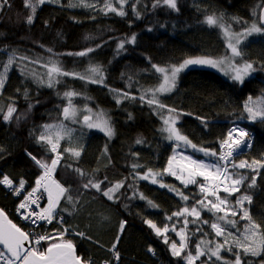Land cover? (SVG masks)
<instances>
[{
	"label": "trees",
	"instance_id": "1",
	"mask_svg": "<svg viewBox=\"0 0 264 264\" xmlns=\"http://www.w3.org/2000/svg\"><path fill=\"white\" fill-rule=\"evenodd\" d=\"M86 2L94 3L95 7L83 6L80 0L45 2L37 7L30 25L26 23L30 10L24 6V0H9L10 7L0 10V71L9 54L15 53L4 88L0 90V108H3L0 112V179L4 175L14 182L23 179L25 189L30 190L43 175V169L34 163L28 153L47 162L54 156L48 150L50 145L39 140L44 131L43 125L62 124L70 130V133L65 131L59 141L63 157L52 173V177L68 189L56 211L63 217V224L53 223L46 229L45 235L56 238L48 240L42 249L61 240H70L77 255L86 264H187L186 254L191 251L195 256V245L204 240L201 250L206 255L194 260L193 264H233L235 251L241 253L242 264L264 262V244L260 243V237L264 236V169L259 170L252 188L247 187L252 176L249 169H230L249 178L240 186L241 191L229 199L234 204L245 191L251 195V203L245 202L244 207L248 209L251 221L260 225L256 236L244 240L249 220L241 219L240 215L228 217L235 220V227L220 221L226 229L221 237H216L209 225L201 224L202 231L195 232L196 224L191 223L193 217H188L186 246L180 257L173 256L170 249L173 240L179 245L180 237L170 230L166 234L169 243L165 244L164 237L158 236L146 220H152L157 227L168 224L171 229L177 218L167 220V216L184 206L191 207L198 188L195 185L184 188L174 177L164 175L166 185L189 194V200L183 201L168 187L161 188L159 183L153 185L139 180L132 169L133 163H139L142 167L136 172L143 173L148 168L162 170L173 154V145L159 131L162 126L160 116L138 98L145 94L146 101L150 92L145 93V89L151 90L160 83V76L151 64L166 66L190 57L230 56L227 39L219 28L204 23L205 16L223 15L225 24H231L232 31L238 32L247 25L237 20L247 21L249 25L259 21L264 0H177L179 11L167 6L153 8L154 0H140L135 5L136 11L141 13L139 18L132 11V0L124 5L125 16L102 12L103 0ZM69 3L75 6L68 7ZM112 3L117 6L115 0ZM133 34L136 36L135 44H126L125 49L117 54L118 42ZM239 47L243 49V61L251 62L256 69L243 85L216 71L193 67L179 76L174 91L160 97L168 106L190 113L180 117L177 127L198 146L214 148L219 153L218 141L232 126L241 125L250 130L254 135L251 148L246 154L236 157L237 162L240 159L251 161L264 158V123L259 119L249 120L243 109L246 102L255 105L264 98V35L254 34ZM88 48L94 51L85 56L68 55ZM21 57L28 59L22 60ZM50 60L57 61L65 71L79 73L86 78L60 76V83L52 88L38 84L31 73L46 80L48 69L44 65ZM243 61L238 58V62ZM96 66L104 73L102 84L87 80L90 69ZM112 89L126 91L137 99L122 98L117 103ZM68 91L77 95L71 97L70 115L65 119L62 110L69 101L63 93ZM249 96L252 97L251 102L248 101ZM10 104L15 111L5 121L3 115ZM73 110L74 116L71 114ZM86 111L92 112L90 123L107 120L114 135L109 138L97 128L85 127L83 116ZM198 116L207 118L206 128L197 119ZM137 139L142 143L137 144ZM65 148L71 151L65 152ZM72 151H79L80 156H73ZM187 152L204 159L201 153H194L190 148ZM133 153L139 155L134 156ZM90 179L93 182L104 181L101 191L83 188ZM121 180L124 181L123 187L113 194L112 200L102 195L109 184ZM197 181L201 180L197 178ZM129 185L135 186L137 196L143 193L146 199L133 196V188ZM68 195H72V202L67 201ZM148 200L156 207L150 206ZM18 201L6 186L0 185V209L17 227L25 230L15 216ZM200 211L201 219L210 223L216 222V216L223 215L203 208ZM121 222H124L122 232ZM175 227L179 231L182 224L176 223ZM64 229L67 231L61 237L60 232ZM228 231L232 232V236L227 235ZM76 232H82L84 236L76 235ZM237 238L246 246H259L260 254L245 255L242 248H234V252L226 251L227 247L234 246ZM225 239L228 243L219 253L222 259L217 261L212 257L209 260L207 249ZM114 244L119 251L118 261L110 251Z\"/></svg>",
	"mask_w": 264,
	"mask_h": 264
},
{
	"label": "snow or ice",
	"instance_id": "2",
	"mask_svg": "<svg viewBox=\"0 0 264 264\" xmlns=\"http://www.w3.org/2000/svg\"><path fill=\"white\" fill-rule=\"evenodd\" d=\"M45 2H55L59 3V0H24V6L30 10V14L26 19L27 24L33 23V17L37 10V7L43 5ZM129 0H115L117 6H113L112 0H103V7L100 9L102 12H112L119 16H125L126 11L124 10V5L127 4ZM80 3L86 7H95V4H89L86 0H80ZM140 0H132V11L134 15L139 18L141 13L136 11V4H139ZM72 3L68 4V7H74ZM153 8L158 6H167V8L179 11L177 6V0H154L151 5ZM5 7H10L9 0H0V10ZM255 16L256 13L253 12ZM238 23H243L247 25L241 31L233 32L231 24H225L223 15L217 17L215 15L209 14L205 16L204 23L209 27L219 28L225 38L227 39L226 47L230 50V56L213 58L208 56L203 57H190L184 59L182 62L176 64H170L166 66H159L157 64H151V68L155 70L160 76V83L156 85L151 90L145 89V93H149L147 100L145 101V94H141L138 98L142 102H146L147 105L152 108L153 112L160 116L162 121V126L159 129L163 138L173 145L172 155L168 158L166 166L160 170L157 169L153 171L152 168H148L145 172H136L137 168L142 167L139 163H133L132 169L133 174L136 178L143 181H148L155 185L159 183L161 188L168 187L169 191H173L177 196L183 201L189 200V194H185L184 191L175 188L173 186L166 185L163 182V176L168 175L175 177L176 180L187 188L189 185H195L198 188V193L193 196L194 204L191 207L184 206L177 211H174L170 216H167V220H173L176 217L177 220L174 221L171 229L168 224H164L162 227H157L152 220H146V223L155 230L158 236L164 237V243H169V238L167 233L171 230L175 232L180 237V243L178 245L177 241L173 240L170 244V249L173 256L180 257L181 253L184 251L186 240V230L190 221L188 217H193L191 223L196 224L195 232H201L202 229L200 225H209V227L214 230L216 237L224 236L226 229L221 226L220 221L225 222L227 225L235 227L236 222L233 219H228L229 216L235 217L240 215L241 219L249 220V224L245 226V237L244 240L247 241L256 236L257 230L260 228L259 224L251 221L249 217L248 209L244 207L245 202L251 203V195L245 191V193L238 196L233 204L229 199L230 196L235 195L241 191V187L245 180L249 178L246 175H239L235 171H230V169H249L252 173L250 182L247 187L252 188L256 184V177L260 174L259 170L264 169V158L253 159L251 161L240 159L237 162L236 157L239 155L241 149L250 147V143L247 138L249 137L248 131L244 128L238 126L231 127L225 136L219 139L218 144L220 152L218 153L214 148H207L203 146H198L193 143L187 135L183 134L181 129L177 127L179 119L182 115L190 114L184 113L180 110L168 106L162 99L161 96L166 95L174 91L177 87V81L179 74L187 69L189 66H207L213 69H218L222 71L225 75L230 76V79L234 82L243 85L244 78L254 72L256 69L253 64L248 61H243V49L239 46L252 35H264V9H261L259 21H253L250 25L247 21H239ZM151 31V29H148ZM136 36L133 34L130 38L125 40H120L117 45V54L120 50L125 49L126 44H135ZM100 45H97L99 47ZM52 52V49H48ZM94 51L92 48H88L84 51L77 53H68V55L85 56L89 52ZM15 58V53L9 54L7 63L3 65L2 71H0V90L4 88V84L7 78V73L10 70V66L13 64ZM236 58H240L243 62H237ZM20 59H28L27 57H21ZM37 62V61H30ZM49 65H51L49 67ZM47 67V72L45 73L47 79H41L36 73H31L36 79L38 84L47 86L49 88L54 87L57 83H60L58 77L60 76H72L74 78L85 79L84 75L75 72L65 71L62 67L58 65L55 60H50L44 65ZM21 74L24 75V69H20ZM90 75L87 77L90 83H103L105 77L103 71L100 70L99 66L92 67L90 69ZM115 93V98L117 103L121 102V99H137L136 96H132L126 91H121L117 89H112ZM77 95L75 92H65L63 96L68 99V106L64 107L62 112L65 119L69 118L71 106V97ZM248 101H252V97H248ZM31 107V105L29 106ZM244 112L247 113V118L251 121H256L259 119L264 123V98H261L258 104L245 103L243 105ZM15 107L9 105L7 112L3 115V120L8 121ZM0 112H3V108H0ZM75 115L74 110L71 113ZM131 118V115H130ZM243 118V117H241ZM201 120L204 127H207L208 121L206 117H197ZM90 117L88 115L83 116V122L87 124L89 128H97L103 132L107 137L111 138L114 135L113 129L107 120H102L95 123H90ZM73 122H76L73 120ZM44 131L41 132L39 136L40 141H45L47 145H50L48 149L51 153L55 154L50 162L42 161L37 159L31 153H28L30 158L34 163L41 169H43V175H41L36 181L35 185L30 189H25V181L20 179L18 181H13L7 175H4L0 179V185H4L11 189L16 195H21L24 192L21 202L18 205L19 214L24 220L30 221L33 225H38L39 221H44L51 224L54 219H57L58 223L63 224V217L56 212V209L60 203V200L65 197V193L68 189L63 186L60 182L52 179V173L56 169L60 160L63 157V153L58 151L59 141L62 138V134L65 131L70 133V130H66L64 125H43ZM137 144L142 143V140L137 139ZM192 149L194 153H201L204 159H197L194 155L187 154L188 149ZM65 152L71 151V149L65 148ZM107 151V149H105ZM72 155L75 157L80 156L79 151H72ZM134 156H138L139 153H133ZM214 158V159H208ZM70 167V165H69ZM80 171V169H76ZM83 175V173H81ZM157 177L161 179L158 181ZM197 177L202 178L201 181H197ZM101 183L104 181L93 182L91 179L83 185L84 189L89 187L95 188L97 191H101ZM15 184V186H14ZM124 181H118L115 184H109L103 191L102 195L107 197L108 200L113 199V194L121 187H123ZM133 188V196H137L134 185H129ZM223 192L225 195L221 196L220 193ZM40 193V195H37ZM46 194L47 205L44 208L40 207L39 201ZM198 197V198H197ZM213 197L214 199H209ZM137 198L144 200L146 197L143 193L138 194ZM68 202H72V195L66 197ZM147 203L156 207L151 200ZM35 205V208L32 206ZM238 206V208H237ZM203 208L210 213H223V215L216 216V222H209L207 219H201V211ZM64 211V209H61ZM5 213L0 209V217H4ZM183 217L182 220L179 218ZM181 223L182 227L177 231L175 224ZM124 222H121L120 230L123 231ZM64 229L60 232V236H63ZM76 235L84 236L82 232H76ZM207 236V233H204ZM228 236H232V232H227ZM51 235H36L33 233L25 232L21 228L17 227L10 220L6 224L0 223V245H3V250H0V261L3 264H81V258L74 254V245L69 241H60L55 244H50L46 249L39 247L41 241H48L55 239ZM88 238V237H85ZM119 237H117V242ZM211 243V242H209ZM228 243L225 239L222 243L215 244L214 247L208 248V259L211 260L215 257L217 261L221 260L220 250L225 248ZM260 243L264 244V236L260 237ZM28 244V247H25ZM201 244H205L204 240H201L195 245L196 255L194 256L191 251L186 254L187 264H193L194 260L198 259L200 256L206 255L205 251L201 250ZM235 249H243L245 255L257 256L260 254L259 246L249 247L246 246L239 238L234 241V246L227 247L225 250L228 252H234ZM5 250L10 255H5ZM110 251L114 254V259L119 260V251L116 249L115 244L112 246ZM152 251V249H149ZM235 260L233 264H242L241 253L239 251L234 252ZM245 264H251V262H245ZM264 264V262H261Z\"/></svg>",
	"mask_w": 264,
	"mask_h": 264
},
{
	"label": "built area",
	"instance_id": "3",
	"mask_svg": "<svg viewBox=\"0 0 264 264\" xmlns=\"http://www.w3.org/2000/svg\"><path fill=\"white\" fill-rule=\"evenodd\" d=\"M243 150H244V149H243ZM243 150H242V151H243ZM14 186H15V184H14ZM7 190H8L9 192H12L11 189H9L8 187H7ZM12 193H13V196H14L17 200H19V203H20L21 200H22V197L24 196V192H21V195H19V196L16 195L14 192H12ZM37 195H40V193H37ZM19 203H18V205H19ZM39 204H40V207H41V208L46 207V205H47V197H46V194L43 196L42 199H40ZM18 205H17V208H16V218H17L18 220H20L22 223H24V224H26V225L28 226V232H29V233H33V234H36V235L44 234L45 231H46V229H48L53 223H56V224H59V225H60V223L57 222V219H54V220L52 221L51 224H48V223H46V222H44V221H39V222H38V225H33L30 221H28V220H24V219L21 217V215L19 214ZM32 208H35V205H33ZM44 235H45V234H44ZM53 237H56V236L53 235ZM46 242H47V241H41V244L39 245V247H40V248H43L42 246H43ZM0 250H3V249L0 247ZM0 264H3V261H0ZM17 264H18V263H17ZM103 264H110V263H109V262H104Z\"/></svg>",
	"mask_w": 264,
	"mask_h": 264
},
{
	"label": "rangeland",
	"instance_id": "4",
	"mask_svg": "<svg viewBox=\"0 0 264 264\" xmlns=\"http://www.w3.org/2000/svg\"><path fill=\"white\" fill-rule=\"evenodd\" d=\"M250 37V36H249ZM200 57H203V56H200ZM237 59V62H238V58H236ZM193 67H203V68H207V69H210V70H213V71H216V72H218V73H220V74H222V75H224L225 77H227L228 79H230V76H228V75H225L222 71H220V70H218V69H213V68H210V67H207V66H189L187 69H189V68H193ZM187 69H185L184 71H182L180 74H179V76L183 73V72H185ZM250 77V75H248V76H246L245 78H244V82H245V80L246 79H248ZM178 80H179V77H178ZM231 80V79H230ZM177 83H178V81H177ZM85 115H88L90 118L92 117V112H90V111H86V113H85ZM234 126H238V127H240V128H244L246 131H248V133L250 134V136L252 137V141H251V144H250V147H249V149L246 151V152H241V154H239V156H242V155H244V154H246L249 150H250V148H251V145H252V142H253V140H254V135L250 132V130H248V129H246L245 127H243V126H241V125H234ZM85 127H87V128H89L88 126H87V124H85ZM233 127V126H232ZM58 151L59 152H61V149H60V146H58ZM221 150H219V152H220ZM53 154V153H52ZM187 154H189L188 152H187ZM53 155H55V154H53ZM238 157V156H237ZM196 158V157H195ZM198 159V158H197ZM175 178V177H174ZM198 179H200V180H202V178H200V177H197ZM196 178V179H197ZM52 179L53 180H55L53 177H52ZM221 193H223V192H221ZM56 211H57V209H56Z\"/></svg>",
	"mask_w": 264,
	"mask_h": 264
},
{
	"label": "water",
	"instance_id": "5",
	"mask_svg": "<svg viewBox=\"0 0 264 264\" xmlns=\"http://www.w3.org/2000/svg\"><path fill=\"white\" fill-rule=\"evenodd\" d=\"M4 212V211H3ZM5 213V212H4ZM11 221L13 224H15L14 223V221L5 213V216L4 217H0V223H4V224H6L7 223V221ZM16 225V224H15ZM29 245L28 244H25V247H28ZM0 247L3 249V245H0ZM5 252H6V250H5ZM7 253V252H6ZM8 255H10L9 253H7ZM74 254L75 255H77V253H76V248L74 247ZM78 256V255H77ZM18 263V262H17ZM81 264H86V263H84L82 260H81Z\"/></svg>",
	"mask_w": 264,
	"mask_h": 264
},
{
	"label": "bare ground",
	"instance_id": "6",
	"mask_svg": "<svg viewBox=\"0 0 264 264\" xmlns=\"http://www.w3.org/2000/svg\"><path fill=\"white\" fill-rule=\"evenodd\" d=\"M247 140H248V142L251 144V141H252V137L250 136V134H249V137L247 138ZM244 149V151L243 152H246L248 149H249V147H247V148H243ZM243 149H241V151H240V153L239 154H241V152H242V150ZM242 152V153H243ZM239 156V155H238ZM18 203H19V201L17 202V205H18ZM16 208H17V206H16ZM15 216H16V209H15ZM18 220V219H17ZM19 222H21L20 220H18ZM22 223V222H21ZM23 225H24V227H25V230H23V231H25V232H28V226L26 225V224H24V223H22Z\"/></svg>",
	"mask_w": 264,
	"mask_h": 264
}]
</instances>
